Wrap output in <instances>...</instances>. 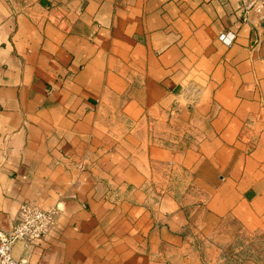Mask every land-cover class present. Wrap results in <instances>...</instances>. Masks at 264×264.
<instances>
[{
  "label": "crops",
  "instance_id": "0c3cea01",
  "mask_svg": "<svg viewBox=\"0 0 264 264\" xmlns=\"http://www.w3.org/2000/svg\"><path fill=\"white\" fill-rule=\"evenodd\" d=\"M244 3L0 0V229L58 208L16 259L203 264L200 228L264 235V8Z\"/></svg>",
  "mask_w": 264,
  "mask_h": 264
},
{
  "label": "rangeland",
  "instance_id": "374dc122",
  "mask_svg": "<svg viewBox=\"0 0 264 264\" xmlns=\"http://www.w3.org/2000/svg\"><path fill=\"white\" fill-rule=\"evenodd\" d=\"M197 245L203 264H264V235L231 220L200 228Z\"/></svg>",
  "mask_w": 264,
  "mask_h": 264
},
{
  "label": "built area",
  "instance_id": "2783aa9c",
  "mask_svg": "<svg viewBox=\"0 0 264 264\" xmlns=\"http://www.w3.org/2000/svg\"><path fill=\"white\" fill-rule=\"evenodd\" d=\"M264 0H244L245 9L250 11L258 2ZM226 44H231L235 34H222ZM58 208L44 209L39 206L24 203L21 205L18 222L9 230L0 229V264H28L26 260L14 257L15 244L24 240L27 243H39L45 240L57 225Z\"/></svg>",
  "mask_w": 264,
  "mask_h": 264
},
{
  "label": "water",
  "instance_id": "95a60500",
  "mask_svg": "<svg viewBox=\"0 0 264 264\" xmlns=\"http://www.w3.org/2000/svg\"><path fill=\"white\" fill-rule=\"evenodd\" d=\"M263 8H264V1H260L250 11L261 10Z\"/></svg>",
  "mask_w": 264,
  "mask_h": 264
}]
</instances>
